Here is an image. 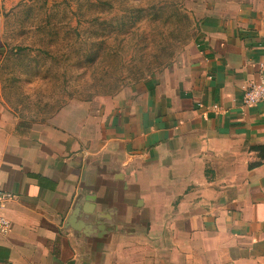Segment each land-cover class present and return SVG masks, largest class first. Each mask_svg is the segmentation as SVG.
<instances>
[{
    "label": "crops",
    "instance_id": "0c3cea01",
    "mask_svg": "<svg viewBox=\"0 0 264 264\" xmlns=\"http://www.w3.org/2000/svg\"><path fill=\"white\" fill-rule=\"evenodd\" d=\"M232 4L206 8L180 67L113 96L30 122L0 98V264H77L80 194L81 236L117 229L82 264H264V101L241 103L264 77V6Z\"/></svg>",
    "mask_w": 264,
    "mask_h": 264
},
{
    "label": "rangeland",
    "instance_id": "374dc122",
    "mask_svg": "<svg viewBox=\"0 0 264 264\" xmlns=\"http://www.w3.org/2000/svg\"><path fill=\"white\" fill-rule=\"evenodd\" d=\"M225 0H0V98L24 122L100 101L192 56ZM239 8L264 0H230Z\"/></svg>",
    "mask_w": 264,
    "mask_h": 264
},
{
    "label": "water",
    "instance_id": "95a60500",
    "mask_svg": "<svg viewBox=\"0 0 264 264\" xmlns=\"http://www.w3.org/2000/svg\"><path fill=\"white\" fill-rule=\"evenodd\" d=\"M80 197L81 194L76 198L73 203V206L69 212V215L66 220V226L71 230V237L73 245L77 250V264H82L83 261L88 260L90 258V245L95 240H105L112 232H115L116 227L108 228L104 233L99 234L98 236H89L84 237L80 235V230H78L79 224L76 222L79 214L81 212L80 209Z\"/></svg>",
    "mask_w": 264,
    "mask_h": 264
},
{
    "label": "built area",
    "instance_id": "2783aa9c",
    "mask_svg": "<svg viewBox=\"0 0 264 264\" xmlns=\"http://www.w3.org/2000/svg\"><path fill=\"white\" fill-rule=\"evenodd\" d=\"M264 101V77L257 81H251L247 84L241 95V103L244 106H256ZM13 195L7 191L0 190V235L6 236L10 229V220L3 214V208L7 201L11 200Z\"/></svg>",
    "mask_w": 264,
    "mask_h": 264
},
{
    "label": "trees",
    "instance_id": "16d2710c",
    "mask_svg": "<svg viewBox=\"0 0 264 264\" xmlns=\"http://www.w3.org/2000/svg\"><path fill=\"white\" fill-rule=\"evenodd\" d=\"M248 166H249V167H251V166H252V164H250V163H249V165H248Z\"/></svg>",
    "mask_w": 264,
    "mask_h": 264
}]
</instances>
